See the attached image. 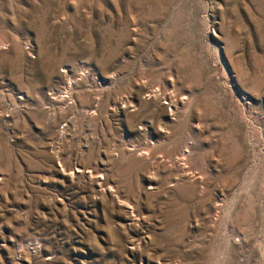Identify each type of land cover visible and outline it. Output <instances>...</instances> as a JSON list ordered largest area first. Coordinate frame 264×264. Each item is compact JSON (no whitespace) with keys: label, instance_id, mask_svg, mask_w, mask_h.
Listing matches in <instances>:
<instances>
[{"label":"rangeland","instance_id":"rangeland-1","mask_svg":"<svg viewBox=\"0 0 264 264\" xmlns=\"http://www.w3.org/2000/svg\"><path fill=\"white\" fill-rule=\"evenodd\" d=\"M0 264H264V0H0Z\"/></svg>","mask_w":264,"mask_h":264}]
</instances>
